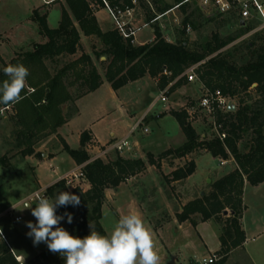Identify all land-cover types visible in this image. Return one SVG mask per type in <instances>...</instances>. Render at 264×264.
<instances>
[{
  "label": "trees",
  "instance_id": "16d2710c",
  "mask_svg": "<svg viewBox=\"0 0 264 264\" xmlns=\"http://www.w3.org/2000/svg\"><path fill=\"white\" fill-rule=\"evenodd\" d=\"M105 1L112 7L133 6L131 0ZM64 2L59 25L55 28L48 25L46 14L40 16L35 10L33 18L39 23L40 34L46 41L18 50L0 69V86L9 79L3 72L9 64H22L29 71L26 87L21 93L23 99L9 105L14 126L10 149L18 150L22 158L37 154L36 145L57 134L59 128L77 114L76 102L96 91L105 80L117 89L150 76L156 79L161 90L170 85L169 90L173 91L188 81L186 72L194 66L202 85L212 91L220 90L230 100L239 98L238 103L234 110L216 111L209 138L199 135L188 120L186 109L172 110L170 113L180 122L186 141L181 146L165 150L156 159L150 153L148 160L150 164L160 167L166 157L188 158L196 150L203 149L216 158L234 161L235 168L217 179L209 193L190 200L178 214L181 222L191 220L194 215L200 216L201 221L219 222L224 212L230 210L220 236L223 257L218 261L224 264L229 253L246 239L243 228L245 184L256 186L264 182V28L256 29L253 23L241 24L237 21V15L232 13L218 21V25L220 28L229 23L238 24L237 32L223 36L215 31L199 44L190 43L186 29L189 26L197 29L202 25L198 19L203 16L200 8L196 5L189 12L190 2L176 0L175 4L161 5V0H153L158 12L143 4L147 24L177 6L186 13L183 27L175 42L168 41L154 26L155 38L144 44H136L132 38H125L117 28L103 30L100 27L95 9L104 7V0ZM220 15L218 13L217 17ZM216 18L206 20L216 22ZM250 33V40H241L228 47ZM82 35L97 37L101 42V48L94 47V54L98 60L105 57L102 60L105 66L103 74L91 54L84 51L76 58L65 60L82 50ZM253 89L258 99L250 95ZM244 94L247 98L242 96ZM3 106L7 105L0 104V108ZM221 134H225V137L221 138ZM64 150L78 165H83L81 170L89 188L85 190L77 185L71 190L66 180L61 178L48 186L45 194L51 200L59 192L80 197L79 206L68 205L56 209L57 215L65 212L73 215V223H67V217L63 220L64 229L70 234L80 238L89 235L90 222L99 234L106 235L101 223L106 189H117L123 182L138 175L145 169L146 162L141 158L127 159L121 156L107 162L101 158L91 159L84 148L72 149L67 143ZM0 161L6 165L4 157ZM195 170V159H191L172 170L168 178L172 182L180 181L191 176ZM5 237L7 240L8 237L12 238L13 233L9 232ZM17 237L11 242L8 240L10 245L4 237H0V264H65L59 253H52L48 248L36 251L29 257L32 251L30 243L22 234ZM17 257L25 260L19 261Z\"/></svg>",
  "mask_w": 264,
  "mask_h": 264
},
{
  "label": "rangeland",
  "instance_id": "374dc122",
  "mask_svg": "<svg viewBox=\"0 0 264 264\" xmlns=\"http://www.w3.org/2000/svg\"><path fill=\"white\" fill-rule=\"evenodd\" d=\"M46 1L0 0V69L10 60L14 51L28 48L31 44H26L27 42L40 41L42 36L39 33V23L33 18L35 10H38L40 16L47 15V22L51 28L58 26L61 9L65 2L64 0L56 2L49 0L54 2L49 5ZM131 2L133 4L132 17L127 20L132 28H140L134 38V43H136L135 39L140 42L151 38L154 34L152 31L154 26L160 29L168 41H176L183 27L182 21L186 13L175 6L169 12L159 15L152 23L147 24L143 4L149 5L153 12H158L153 0H131ZM175 3L176 0H161L160 4ZM190 3L189 12L197 5L203 15L198 17L202 24L200 27L193 29L189 26L186 29V37L189 38L190 43L199 44L215 31H219L223 36L237 32L238 24L229 23L219 28L218 21L224 19L226 15L217 17L218 12L213 6L203 7L199 1ZM213 17H217L216 22L213 19L206 20ZM97 18L105 29L115 28L108 9L102 8L97 13ZM251 38L252 33L246 34L228 47ZM81 44L82 50L65 60L76 58L84 51L91 54L93 61L103 74L105 66L102 60L105 57L98 60L94 54V47L99 49L102 46L99 39L84 37ZM48 64L51 66L50 63ZM202 95V86L198 80L185 81L173 91L168 88L165 93L166 101L161 99L162 90L156 79L150 76L129 82L117 89L105 80L96 91L76 102L78 112L66 128L71 146L80 145L91 159L101 158L107 162L121 156L127 159L141 158L146 162L145 169L138 175L129 178L117 189H106L101 223L107 236L114 230L122 215L129 213L140 215L152 233L156 250L161 256V264H188L189 259H194V264H201L198 260L211 254L213 237L217 235L216 231H220L218 225L213 222L197 228L190 223H181L178 214L183 202L200 196V191L209 193L218 178L233 170V167L235 168L234 161L216 158L203 149L196 150L188 158L166 157L160 167L150 164L148 160L150 153L156 159L165 150L181 146L186 141L180 122L170 113L172 110L186 109L188 120L191 121L199 135L210 137L213 119L209 113L197 108ZM250 95L253 99H258V94L254 89L251 90ZM242 96L247 98L245 94ZM238 99L231 100L234 106L238 103ZM65 110L67 111L66 108ZM11 115L9 112L6 117H0V158L4 157L6 161V165L0 161V228L4 236H7L9 232L13 233L12 238L8 237L10 242L18 238L19 234L28 238L26 233L30 230L26 227V222H36L31 209L19 210L26 202L32 203L35 207L36 202L31 201V196L38 191H45L47 185L61 177L77 173L83 166L69 161V157H66L68 155L64 156L68 159L64 161L60 157L43 159V154L67 153L64 150L65 139L61 134H52L36 145L37 154L20 157L18 150L10 149L9 142L14 128ZM139 122L143 123L139 125ZM144 126H148L149 132L143 131ZM81 131L84 132L78 143ZM111 133H114V136H110ZM93 134L101 141L106 140L100 142L93 137ZM123 139H127L130 145L122 152L113 150V145ZM191 159H195L196 171L190 180L172 183L168 178L170 172L185 165ZM77 185L85 190L89 188L84 177L68 186L72 190ZM243 202L245 206L243 223L247 242L246 245L242 244L234 248L224 264H253L252 262L264 264V183L256 186L247 185L243 194ZM13 207L14 210L10 212L9 210ZM227 212L219 222L214 220L220 224L222 233L227 216L230 215V210ZM18 215L22 216V220L14 222L12 217ZM194 220L197 222L201 218L196 216ZM61 223V227L64 228V221L62 220ZM197 232L205 235L209 243L208 247L184 250L183 242L187 238L198 236ZM30 241L33 244L32 238ZM34 248L45 250L47 245L42 242ZM34 253L32 249L28 254L29 257ZM217 253L220 258L223 257L221 249ZM214 264H219V261Z\"/></svg>",
  "mask_w": 264,
  "mask_h": 264
},
{
  "label": "clouds",
  "instance_id": "9594fccd",
  "mask_svg": "<svg viewBox=\"0 0 264 264\" xmlns=\"http://www.w3.org/2000/svg\"><path fill=\"white\" fill-rule=\"evenodd\" d=\"M3 72L9 79L0 86V104L15 105L23 99L21 93L29 71L22 64H9ZM80 203L79 196L68 192H59L52 200L40 196L35 207L26 202L19 210L31 209L35 217V223L26 222L30 230L26 235L32 238L33 245L45 243L50 252L64 258L65 264H161L151 231L135 213L122 215L107 236L99 234L90 222L89 235L80 238L70 234L60 222L67 217V223H73V215L67 212L57 215L56 209ZM0 237H3L2 229Z\"/></svg>",
  "mask_w": 264,
  "mask_h": 264
},
{
  "label": "built area",
  "instance_id": "2783aa9c",
  "mask_svg": "<svg viewBox=\"0 0 264 264\" xmlns=\"http://www.w3.org/2000/svg\"><path fill=\"white\" fill-rule=\"evenodd\" d=\"M186 2L199 1L200 5L203 7L213 6V8L221 15H230L235 13L237 15V21L244 25L253 23L256 24V29L264 28V0H184ZM105 6L108 9L114 24L115 28L125 37V38H134L137 34V31L140 28H132L130 22L127 20L132 17L133 8L132 7H112L105 0ZM147 25V24H146ZM186 75L189 81H196L198 77L195 72V67H191L187 70ZM203 95L201 96L197 108L203 110L210 114L212 119L214 120V115L218 109L220 110H231L230 107L232 105L229 97H226L222 94L220 90L212 91L202 85ZM169 88V86H167ZM162 90L163 101L167 100L165 93L168 88ZM195 107V106H194ZM11 112V106H3L0 108V117H6L7 114ZM212 120V125H213ZM143 122H139L141 125ZM215 126L216 123L214 122ZM143 131L145 133L149 132L148 126L143 127ZM225 134H221V138H224ZM130 145L127 139L120 140L116 142L112 149L122 152L126 147ZM83 172L81 168L77 173L65 175L64 179L66 180L67 185L72 184L75 180H79L83 178ZM40 196H46L45 191H38L33 196H31V201L36 202ZM48 198V197H47ZM14 207L9 211L12 212ZM12 215V214H11ZM14 222H20L22 220V216H14L12 217ZM62 223L60 222V226ZM1 229V228H0ZM4 239L6 240L4 234ZM7 242V241H6ZM19 261H22V257H17ZM220 259V256L217 252L212 253L207 257H203L201 260H198L201 264H214Z\"/></svg>",
  "mask_w": 264,
  "mask_h": 264
},
{
  "label": "crops",
  "instance_id": "0c3cea01",
  "mask_svg": "<svg viewBox=\"0 0 264 264\" xmlns=\"http://www.w3.org/2000/svg\"><path fill=\"white\" fill-rule=\"evenodd\" d=\"M56 1H58V0H55L54 2H56ZM54 2H50L49 0H47L46 1V4H49V5H51V4H53ZM102 8H106V6H104V7H97L96 9H95V16H96V18H97V13L100 11V10H102ZM107 9V8H106ZM61 19V18H60ZM97 21H98V23H99V25H100V27L103 29V30H109V29H113L114 27H111V28H108V29H105L104 27H103V25L99 22V20H98V18H97ZM60 22V21H59ZM146 23V22H145ZM59 25V24H58ZM152 31L154 32V28H152ZM40 33V32H39ZM41 35V34H40ZM42 36V35H41ZM84 37L85 38H91V37H88V36H84V35H82V38H81V42L83 41V39H84ZM155 38V33L153 34V36L151 37V38H149V39H147V40H145V41H138L137 39H135V42H136V44H144V43H147V42H150V41H152L153 39ZM43 39H45V37H41L40 38V41H31V42H27L26 44H32V43H41V42H45L46 41V39H45V41L43 40ZM43 40V41H42ZM20 48H22L23 46H19ZM15 55V51L13 52V54L10 56V59L13 57ZM90 94V93H89ZM84 97V96H83ZM82 97V98H83ZM81 99V98H80ZM79 99V100H80ZM78 100V101H79ZM77 101V102H78ZM71 120H72V118L67 122V123H65L64 125H62L60 128H59V130H58V133L57 134H61L62 135V137L65 139V143H67V145L70 147V148H72V149H75V148H78V149H81V146L80 145H77V147H72L71 146V144L69 143V141H68V136H69V134H68V132H67V130H66V128L70 125V123H71ZM85 131V130H84ZM84 131H81L80 133H79V141H78V143H80V138H81V134H82V132H84ZM110 136H114V133H111L110 134ZM93 137L94 138H96L98 141H100V142H103V141H105V140H103V141H101L95 134H93ZM66 152V151H65ZM66 155H68V156H66ZM64 156H66L68 159H70L69 161H72V162H74V163H76L75 161H74V159H72V157L70 156V154L67 152V153H60V154H43V159L44 158H51V159H56V158H58V157H60L61 158V160L62 161H64V159H67V158H64ZM67 159V160H68ZM228 161H230V162H232V160H228ZM233 169H234V167H233ZM196 171V170H195ZM232 171V170H231ZM195 173V172H194ZM193 173V174H194ZM229 173V172H228ZM192 174V175H193ZM227 174V173H226ZM225 174V175H226ZM191 175V176H192ZM191 176H189V177H187L186 179H183V180H180V181H176V182H172V183H182V182H184V181H189L190 180V178H191ZM64 177V176H63ZM223 177V176H222ZM62 178V177H61ZM221 178V177H220ZM60 179V178H59ZM219 179V178H218ZM39 181H40V179H39ZM57 181V180H56ZM56 181H54V182H56ZM54 182H52V183H50L49 185H47V186H50L51 184H53ZM264 183V182H263ZM262 184V183H261ZM247 185H249V183H247L246 182V184H245V187L247 186ZM47 186H45V187H47ZM244 191H245V189H244ZM204 192L203 191H200L199 192V194L200 195H202ZM194 198H192V199H188L186 202H183V206L186 204V203H188L190 200H193ZM181 209H182V207H181ZM195 217H196V215H194V216H192V219L191 220H187V221H183V223H190V224H192L194 227H201V226H204V225H206V224H208V223H211V222H213V223H215V224H217L218 225V228L220 229V231H216L217 232V235L215 234V236L213 237V249H210V251H211V254L212 253H214V252H218L220 249H221V242H220V236H221V226H220V224L219 223H217V222H215L214 220H209V221H201V220H197V222H196V220H194L195 219ZM182 223V222H181ZM166 227V226H165ZM164 228V227H163ZM243 228H244V223H243ZM161 230H163V229H161ZM244 231H245V228H244ZM198 233V236H192L190 239L189 238H187L184 242H183V249L184 250H186V251H189V250H197V249H200V248H202V247H205V248H207L208 247V245H209V243H207L208 241L205 239V235H203V233L201 234L200 232H197ZM189 236H191V234H188ZM24 238H25V236H23ZM6 238V237H5ZM25 239H27V241L30 243V245H31V247H32V249L36 252V251H41V250H36L35 248H34V246H33V244H32V242L30 241V238L28 237V238H25ZM6 241H7V243L10 245V243H9V241L7 240V238H6ZM246 242H247V240H245V242L243 243L244 245H246ZM210 254V255H211ZM194 259H189L188 260V264H194V261H193ZM253 264H256V263H254V262H252Z\"/></svg>",
  "mask_w": 264,
  "mask_h": 264
},
{
  "label": "water",
  "instance_id": "95a60500",
  "mask_svg": "<svg viewBox=\"0 0 264 264\" xmlns=\"http://www.w3.org/2000/svg\"><path fill=\"white\" fill-rule=\"evenodd\" d=\"M242 24H243V23H242ZM230 109H231V110H234V109H235V106L232 104L231 107H230ZM224 213L227 214L228 212L225 211Z\"/></svg>",
  "mask_w": 264,
  "mask_h": 264
}]
</instances>
